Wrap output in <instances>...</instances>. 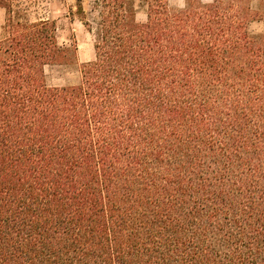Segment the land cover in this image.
<instances>
[{"label":"trees","instance_id":"trees-1","mask_svg":"<svg viewBox=\"0 0 264 264\" xmlns=\"http://www.w3.org/2000/svg\"><path fill=\"white\" fill-rule=\"evenodd\" d=\"M74 1L94 59L52 87L56 23L0 0V264H264L250 6L95 0L89 22Z\"/></svg>","mask_w":264,"mask_h":264},{"label":"rangeland","instance_id":"rangeland-1","mask_svg":"<svg viewBox=\"0 0 264 264\" xmlns=\"http://www.w3.org/2000/svg\"><path fill=\"white\" fill-rule=\"evenodd\" d=\"M94 1L83 0L86 19H94ZM203 3L211 0H201ZM256 16L249 24V32L264 46V0H245ZM14 10L19 11L20 18L35 21L49 19L56 23L57 41L63 50V56L55 63L44 68L45 81L52 87L77 86L81 81V69L94 59V35L73 13L74 0H14ZM172 11L181 9L185 0H168ZM139 23L145 21L143 6L138 9L136 17ZM5 20V10L0 8V32Z\"/></svg>","mask_w":264,"mask_h":264}]
</instances>
